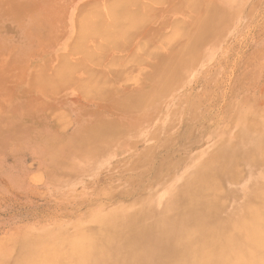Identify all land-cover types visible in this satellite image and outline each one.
<instances>
[{
	"label": "rangeland",
	"instance_id": "obj_1",
	"mask_svg": "<svg viewBox=\"0 0 264 264\" xmlns=\"http://www.w3.org/2000/svg\"><path fill=\"white\" fill-rule=\"evenodd\" d=\"M33 1L0 0V264H28L34 253L41 254L33 264L69 262L70 255L75 259L76 252L93 245L104 229H114L119 220L133 219L136 201L152 194L160 201L171 199L170 190L181 191L199 159L217 164L213 154L234 142L233 134L242 124H232L231 118L248 117L243 110L246 101L264 99V55L254 56L263 49V41L255 46L260 33L252 26L264 14V0ZM114 3L120 5L119 10L142 14L137 28L130 27L131 35L126 34L131 31L127 26L128 38L123 35L127 39L118 34L121 43L117 40L102 46L94 32L78 43L82 16L91 15L92 21L95 14L107 22ZM210 6L229 9L231 21L215 26L217 22L209 18L196 20V14ZM120 18V23H127L126 17ZM197 32L206 40L195 37L189 57L182 60L179 54L188 51L186 44ZM239 34L245 39L234 40ZM78 46L82 48L78 50ZM232 49L238 53L234 61H228ZM84 51L94 55L88 57L89 52ZM83 59L89 62L83 63ZM62 69L66 74L60 72V77ZM221 75L243 86L226 94L215 85ZM252 106L247 110L262 109ZM217 128L233 132L229 142H221L214 131ZM242 131L245 137L254 136ZM168 152L169 157L165 156ZM161 156L164 159L159 160ZM139 162L148 164L143 169ZM147 168L151 172L143 183L151 182L152 188L146 195L120 201L112 198L115 195L110 197L107 183L98 186L106 173L113 176L111 180L122 173L124 180L132 182L134 169L145 172ZM206 168L200 171L211 173L214 189V183L220 182L218 173ZM239 168L246 178L223 190L233 189L240 201L251 189L263 188L264 175L258 166L245 161H240ZM239 168L232 171L233 178H240ZM133 182L138 185L137 180ZM213 202L219 204L220 200ZM227 208L220 216L222 221L234 216L232 202ZM257 208L258 202H254L248 212ZM120 209L125 211L119 214ZM155 221L149 216L145 224L151 226ZM149 253L144 251L140 259L149 260Z\"/></svg>",
	"mask_w": 264,
	"mask_h": 264
},
{
	"label": "bare ground",
	"instance_id": "obj_2",
	"mask_svg": "<svg viewBox=\"0 0 264 264\" xmlns=\"http://www.w3.org/2000/svg\"><path fill=\"white\" fill-rule=\"evenodd\" d=\"M131 2H129V3H131ZM187 2H189V1H187ZM220 2H223V1H220ZM194 3H197V2L194 1ZM133 5H134V3H133ZM225 5H227V3H225ZM28 6H30V5H28ZM189 6H191V4ZM192 7H195V5H193ZM209 8H210V10H206L204 12H201V11L198 12L196 14V16H197L196 20H198L199 18L200 19L201 18H206V19L209 18L207 20H209V21L211 20L210 22H213V21L217 22V25H215V26H219V25H223V24H224V26H226V22L228 20V15H229V13L231 14L229 9H227V12H226V10L222 6H220V8H217L215 6H210ZM119 9H121V8H120V5L118 3H114L112 5L111 12L109 10L110 14L107 13V15H110V17H107V22H104V21L102 22V17L100 18L101 20L97 19L98 15H95V14H94V16H96V17L94 18V16H93L94 19L92 21L89 19V17H91V15H83L82 16L83 18H81L82 21H81V25H80L81 31L79 30V33L77 34L78 35L77 36V42L79 43L82 41L81 44L84 43L83 40L85 41V39H87V35L91 34L92 32H94L96 34L97 38L100 39L99 42H101L102 46L103 45L105 46V44H108V43L111 44L113 41L117 42V40H119V43H121L118 34H121L122 38H123V35H125L128 38V36L126 34L130 33L129 35H131V32L133 31V29L137 28L136 25L138 22H140V17H142V14L138 15V13H135L131 10L125 11V10H119ZM198 10H200V8ZM120 17H123V19H124V17H126L127 23L121 20L122 21L121 22L122 24H121L118 21L121 19ZM200 21H202V20H200ZM203 21H205V20L203 19ZM123 22H124V24L125 23L126 24L124 25ZM196 22H195V24H196ZM139 24L140 23H138V25ZM134 25H135V27H133V29L130 28ZM127 26H128V28L131 29V31L128 29L130 32L127 31V33H126L127 29L125 27H127ZM210 26H212V24ZM252 26L254 28V31L257 27V31L260 33L259 35H257L258 41L255 40V43H256L255 46L259 45L263 41V49L261 51L256 52L254 56H256L259 53H263V55H264V14L259 16L258 21L253 20ZM171 31H172V28H171ZM254 31H251V33ZM94 33H93V35H94ZM199 33L200 32H197L195 34L192 41L188 40L189 43L186 44V47H187L186 49L188 51H184L185 53H183V54L178 53L179 57H181L182 60L189 57V51L194 48V44L197 42V41H195V37L201 42L206 40V37H204V36L199 37ZM125 36H124V38H126ZM165 37H166V35H165ZM88 38H89V36H88ZM241 38L245 39L244 36H242L241 34L235 35L233 37V39L234 40L236 39V41L241 40ZM248 40H249V38L246 41L248 42ZM146 42L148 43L149 41H146ZM102 43H105V44H102ZM86 45H88V44H86ZM73 46L74 45H72V47ZM81 46H78V50L80 49L79 47H81ZM113 47H114V45H113ZM155 47L156 46H154V49H155ZM92 48H93V46H92ZM94 49L96 50V48H94ZM95 50H94V53H95ZM183 50H184V48L182 49V52H183ZM81 51H82V49H81ZM122 51H124V49ZM84 52H89V51H84ZM91 52H93V50ZM91 52L87 53L86 55L87 56L89 55L88 57H90ZM232 52H233L232 54H229L227 56L228 61H234L236 59V55L238 52L236 51V49H232ZM81 53L82 52H80V54ZM240 53H243V52L241 51ZM91 54H93V53H91ZM95 54H97V53H95ZM178 54H176V55H178ZM92 57H91V60H92ZM82 58H84V56H82ZM84 59H83V61H84ZM94 59H96V58L94 57ZM85 60H87V58ZM89 61H90V59H89ZM89 61H84L83 63L89 62ZM163 64H165V63H163ZM64 65H66V64H64ZM85 65L86 64H84V66ZM106 65H108V64H106ZM67 66H68V63L66 65V67ZM70 66H71V64H70ZM60 67H61V65H60ZM82 67H83V65H82ZM64 69H65V66H64ZM60 72H64L63 69L61 71H59L60 77H62ZM98 73H100V72H98ZM63 74H66V73L64 72ZM69 74L70 73H68V75ZM63 77H65V75H63ZM50 78H51V76H50ZM59 80H61V79H59ZM227 82H229V83L226 84ZM74 83H75V81H74ZM88 84H89V82H88ZM215 85L218 87V89L225 90V93L227 92L226 94H231L232 92L235 91L237 85L243 86V83L237 84V83H235V81L233 79H224V76L221 75L220 79L219 78L217 79V82ZM202 88L204 89V86ZM213 88H214V86H213ZM262 93L264 94V87H263ZM211 100H212V98H211ZM223 100L224 99H222V101ZM261 100H262V102H259V103L246 101V103L248 105L245 104L244 105L245 107L243 108V110L248 112V117H245L244 119L231 118L232 124H235V122L238 124H242V126H240L234 132V134H233V132H228V134H227L226 131H222L218 128L216 130L214 129V131L216 132V135H218L220 137L221 142H223L224 144L226 141L229 142V140H227V139L230 138V135H232V134L235 135L234 136V138H235L234 142H230L228 145L225 146V148H222V149L218 150L215 154H213L212 157L217 160V162H216L217 164H215L213 162L212 164L208 165L207 161H205L204 158L199 159L200 162L198 163V165H195L194 167H192V172H191L192 175H190V177L185 181L184 187L181 189V191L178 192L176 190V187H174L172 190H170L169 194L172 196L171 199L167 198L164 201H160V199H158L157 195L152 194V195H148L144 199L136 201L134 203L136 205L135 209L132 211L133 219H126V221L119 220L118 222H116L117 225L114 228L115 230L114 229H111V230L104 229L101 233L102 234L101 237H97L96 240L92 241L93 245L88 246V247H87V245H85L81 249H79L78 252H76V258L75 259H72V256L70 255L69 256V259H70L69 262H67V260H65V259H61V261L55 262L54 264H61V263H63V260L66 262L65 264H264V186L262 189H260L259 187L251 189V191L247 192V195L240 201H239V199H237V198H239L238 195L236 198V196H235L236 194L233 191V189L229 190L227 193L223 190L224 188H226V186L228 187L230 185H233L235 182L246 178V172H243L239 168L240 161H242V162L245 161L247 163L258 166L262 170L261 173H263V175H264V133H263L264 132V105H263L264 99H261ZM217 104H219L218 107L221 108L222 105H220V103H217ZM251 104L254 106H257V107L253 108L254 110L258 109V107H259V109L260 108H262V109L259 111L255 110L256 112L252 111L251 109H250L251 111H248L247 109L249 106L250 107L252 106ZM222 108H224V107H222ZM210 109H211V106H210ZM120 111H121V108H120ZM185 112H187V111H185ZM195 113H196V111H195ZM210 113L211 112H209V114ZM219 114H220V111H219ZM216 116H218V115H216ZM187 117H189V116H187ZM201 118L202 117H200V119ZM187 119H189V118H187ZM195 120H196V118H195ZM176 121L178 122V120H176ZM102 122H104V121H102ZM204 123H206V122H204ZM217 123H219V120ZM227 124L228 125L230 124V120H229V123H227ZM189 125H191V124H189ZM193 125H195V124L193 123L192 126ZM210 125H212V124H210ZM213 125H214V123H213ZM217 126H218V124H217ZM190 128H189V130H190ZM223 129H225V128H223ZM226 129H227V127H226ZM243 129H245L247 132H249V134H251L250 136H253V135L254 136L251 139L249 138V136L245 137L244 136L245 131H242ZM172 131H174V130H172ZM187 131H188V129H187ZM194 131H193V133H194ZM137 133H139V132H137ZM165 137H166V135H165ZM178 138H179V136H178ZM172 139H170V140L172 141ZM197 139H198V136H197ZM187 141H189V140H187ZM173 142H174V139H173L172 143ZM171 144L166 145L165 147L162 146V149L166 148L167 146L169 147ZM152 145H154V144H152ZM181 145H183V144H181ZM145 146H147V144ZM137 148H138V146H137ZM92 149L94 150L95 148H92ZM173 150L175 151L176 149H173ZM173 150H171L172 153H173ZM157 152H159V151H157ZM154 153H156V152H154ZM108 154H109V152H108ZM151 154H152V152H151ZM166 154H165V156H168L169 152L167 155ZM184 154H186V153H184ZM162 156L164 157V155H162ZM162 156L159 157L160 158L159 160H161V158H163ZM188 157H190V155ZM179 159H181V158H179ZM169 160H168V162H169ZM128 161H130V160L127 159V162ZM176 161L178 162L177 159H176ZM133 162H135V160ZM158 162H160V161H158ZM136 163H137V161H136ZM145 163L139 162V165L142 166V168L144 169V165L147 166V164H148V163L147 164H145ZM209 163H211V162L209 161ZM125 164H126V161H125ZM205 165H207V166H205ZM162 166L163 165H161V166L159 165L158 167L161 168ZM139 167H137V169ZM158 167H156V168L158 169ZM203 167H207L206 170H210V171L215 170L218 173L217 179L220 182H219V185H218V182L214 183V184L217 183V186L214 189H213V184L211 183L212 178L209 176L211 173L207 172V173H205L206 175L202 174L200 169L202 170ZM121 168H124V167L121 166ZM142 168H140V169L142 170ZM160 168H159V170H160ZM236 168L240 169L239 173L241 172V176H240V178H237L235 176L236 177V179H235V177L233 178L232 171L236 170ZM170 169H169V171H170ZM141 170L136 171V169H134L133 173L130 174V176L132 177L131 180L132 179L137 180L138 185H136V183L133 182V180H132V182L135 184H133L131 181H129V179L124 180L125 175L121 173L122 171L121 172L118 171L122 175L121 174L118 175L117 180L115 178H113L115 180H111V178L113 176L111 178L107 177L106 175H108V174L106 173L105 176L102 177L101 182L99 183L100 185H98V186L100 187L101 185H104V184H102V182L105 183V185L107 183L109 187H106V188H110V190H108V191H111L110 197L112 195H115V197H112V198H114V199L116 198L120 201H123V200L128 201V199H131V198H134L137 196H141V195H146L147 192H149L150 189L152 188V184H151V182L144 184L143 180H145L144 178L149 175L151 170L148 169L145 172H144V170L143 171H141ZM126 172H128V171H126ZM172 172H173V170H172ZM176 172H177V170H176ZM154 174H156V173H154ZM114 176L116 177V175H114ZM155 177L156 176L154 175L153 178H155ZM248 178H249V176H248ZM149 180H150V177H149ZM162 180L163 179H161V181ZM120 182L122 184H120ZM210 184H211V188L209 187ZM120 185L121 186L124 185V186L121 187ZM119 189H122V190H119ZM104 190H105V188L101 189V191H104ZM167 191H168V188H167ZM222 192H223V195H222ZM220 193H221V195H220ZM260 193H261V195H260ZM114 199L112 201H115ZM213 199H215V200L219 199L220 200L219 204L213 202ZM94 201H96V200L94 199ZM105 201L106 200L104 199V202ZM112 201H110V202H112ZM91 202H93V200ZM140 202H144V203L141 204ZM231 202L233 203L234 216L231 218L229 217L227 221H222L220 216L222 215V213L225 210L228 209L227 208L228 206L230 207ZM254 202H258V208L254 209V211L250 210L248 212V209L253 205ZM172 203H174V204H172ZM90 204H88L89 207H90ZM88 206H86V207H88ZM124 211H125V209H120L118 211V213L122 214ZM149 216H151L157 220L154 223H151V226L150 225L147 226V224H145L146 219ZM143 222H144V224H143ZM131 227H132V229H131L132 231L128 230ZM230 232H232V233H230ZM52 247L54 248L55 245ZM53 250H51V251H53ZM146 250H148L150 252L149 254H151L150 259L147 261L143 258L140 259V257L143 256V255L141 256V254ZM45 251H47V250H45ZM78 253L80 254V259L77 258ZM40 254L41 253H34L33 256H31L27 260L28 264H33L35 261H38V259L40 258ZM43 255H45V253ZM43 255L41 257H44ZM20 261H23V259H21L17 262H20ZM46 261H48V258L46 259ZM15 264H22V263H15ZM51 264H53V262Z\"/></svg>",
	"mask_w": 264,
	"mask_h": 264
}]
</instances>
